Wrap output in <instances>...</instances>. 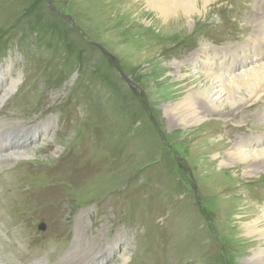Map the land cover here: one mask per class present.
Listing matches in <instances>:
<instances>
[{
  "label": "rangeland",
  "instance_id": "374dc122",
  "mask_svg": "<svg viewBox=\"0 0 264 264\" xmlns=\"http://www.w3.org/2000/svg\"><path fill=\"white\" fill-rule=\"evenodd\" d=\"M110 1L0 0V99L17 80L0 100V127L11 138L26 131L31 153L0 171V263H68L85 217L75 258L89 264V249L94 264H122L124 253V264H264L254 256L263 241L244 236L264 207V172L246 180L222 164L239 138L264 147V99L245 110L262 116L229 138L216 124L186 127L170 107L197 75L164 69L204 42H243L258 0L221 2L173 45L143 32L153 12L129 16L139 28L123 20L129 1Z\"/></svg>",
  "mask_w": 264,
  "mask_h": 264
},
{
  "label": "bare ground",
  "instance_id": "6f19581e",
  "mask_svg": "<svg viewBox=\"0 0 264 264\" xmlns=\"http://www.w3.org/2000/svg\"><path fill=\"white\" fill-rule=\"evenodd\" d=\"M128 1L130 3L129 7L132 6L135 8L132 10L130 7L127 12H124L125 15L123 14V16L125 19L123 20H129L136 25L137 23L135 24V21L130 20L129 16L135 15L136 18H139L143 16L144 11L153 12V21L147 24L148 27L143 32L149 35V29H151L154 31V36L158 39L159 44V41H163L173 45L178 38L186 34L189 27L192 26L191 22L194 18L205 17L214 6L225 0ZM115 2L116 0H111L109 5H113ZM258 2L259 6H255L254 2L251 6L253 14L250 15V20H254V24L251 23L250 25L253 27V30L246 36L243 42L222 49H216L209 43L204 42L196 50L188 52L179 60H174L169 66L164 67V69H168L173 75H177L182 67H186L188 70L191 69V74L197 75V78L191 80V86L193 87H190L186 100L178 105H174V107H170V113L172 112V117L174 120H177L178 124H184L186 127L202 126L207 128L214 127L216 124V126H221L223 133L229 138L232 133L243 131L240 129L245 128V125L240 126L239 123L244 122L247 125V123L249 124L257 120L259 116H262L259 113L253 115L245 113V110L249 108L257 107L259 111L261 108L259 103L264 99V0H258ZM140 7H143V12L142 10L137 11ZM140 25L137 24L136 26L139 27ZM249 48L251 50H248ZM260 48L263 50H260ZM148 49L150 50L149 55L156 58L157 54L155 53L157 51L155 49L154 51L151 50L153 48L150 47ZM218 52H221L224 56L239 52L240 56L242 58L244 56V58L241 61L234 59L229 62L228 59L226 60V57L219 58L221 54H218ZM199 58H202V60H199ZM256 81H258V84H254ZM16 84L17 80L14 82L10 80L8 83V91L0 100H7ZM197 98L209 108L207 112H201L202 106L197 104ZM263 104L264 101L261 105ZM207 113L219 118L206 120L204 118L207 116ZM231 122H234L235 125L233 126ZM216 126L210 130L211 133L217 132ZM229 126L233 128L230 129ZM6 131L7 129L0 127V171L3 168H10L8 166L6 167L10 163L16 164L25 161L31 156V153L23 152L24 146L27 144V139L29 138L26 131L24 133H22V130L16 131L13 138L9 134L7 136ZM15 144H17V149L13 148ZM9 151L12 152L7 153ZM222 164L232 169H240L239 171L243 174L244 179L252 180L254 174L264 172V147H260L258 144L254 146L239 138L236 144L231 146L224 154ZM3 205L5 203L0 201V206ZM9 218L5 219V222ZM83 223H85V217L76 222L74 235L76 233L77 242L75 241L72 245V250L66 261L68 263L58 262L56 264H71L75 256L79 253L81 249L79 243L81 241H78V238L85 236L86 231L89 233V228L83 227ZM13 225L14 222L10 224L5 223L4 230H9ZM244 236L252 241H263V248H259L254 253L256 261L262 262L264 260V207L257 209L247 220ZM73 250L74 252H72ZM86 254H89L88 257H92L90 261H93V263L91 264H94L95 261L101 258H93L96 255L98 257V249L94 250V252L89 249V252ZM104 255L106 256V254ZM85 258H75L76 260L73 264H89L83 261ZM121 259L122 264H124L126 261V253L122 255Z\"/></svg>",
  "mask_w": 264,
  "mask_h": 264
}]
</instances>
